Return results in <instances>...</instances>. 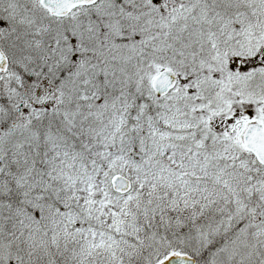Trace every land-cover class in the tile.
I'll use <instances>...</instances> for the list:
<instances>
[{
	"label": "snow or ice",
	"instance_id": "1",
	"mask_svg": "<svg viewBox=\"0 0 264 264\" xmlns=\"http://www.w3.org/2000/svg\"><path fill=\"white\" fill-rule=\"evenodd\" d=\"M0 264H264V0H0Z\"/></svg>",
	"mask_w": 264,
	"mask_h": 264
}]
</instances>
